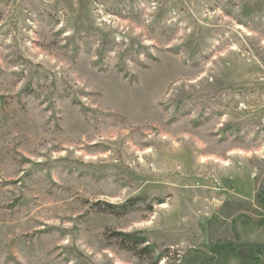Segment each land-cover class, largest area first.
Masks as SVG:
<instances>
[{
	"label": "rangeland",
	"instance_id": "1",
	"mask_svg": "<svg viewBox=\"0 0 264 264\" xmlns=\"http://www.w3.org/2000/svg\"><path fill=\"white\" fill-rule=\"evenodd\" d=\"M257 242L264 0H0V264H264Z\"/></svg>",
	"mask_w": 264,
	"mask_h": 264
},
{
	"label": "crops",
	"instance_id": "2",
	"mask_svg": "<svg viewBox=\"0 0 264 264\" xmlns=\"http://www.w3.org/2000/svg\"><path fill=\"white\" fill-rule=\"evenodd\" d=\"M239 237H240V239H242L241 236H239ZM255 238H258V240H260V237H255ZM257 245H258V246H255V248H257V247H259V246L262 247V248H264V246H262V244H260V243H258V242H257ZM260 247H259V248H260Z\"/></svg>",
	"mask_w": 264,
	"mask_h": 264
},
{
	"label": "trees",
	"instance_id": "3",
	"mask_svg": "<svg viewBox=\"0 0 264 264\" xmlns=\"http://www.w3.org/2000/svg\"><path fill=\"white\" fill-rule=\"evenodd\" d=\"M125 237H126V236H125ZM127 237H128V236H127ZM127 241H128V240H127ZM137 242H139V243H140V242H143V241H141V240H138ZM137 242H136V243H137ZM137 244H138V243H137ZM262 251H264V248L262 249Z\"/></svg>",
	"mask_w": 264,
	"mask_h": 264
}]
</instances>
